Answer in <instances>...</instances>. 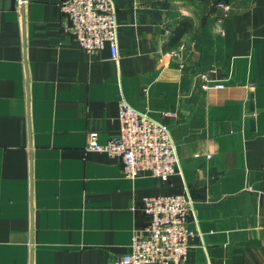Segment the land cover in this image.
Returning a JSON list of instances; mask_svg holds the SVG:
<instances>
[{"label": "crops", "instance_id": "crops-1", "mask_svg": "<svg viewBox=\"0 0 264 264\" xmlns=\"http://www.w3.org/2000/svg\"><path fill=\"white\" fill-rule=\"evenodd\" d=\"M22 1L0 0V264H116L144 199L176 193L186 264H264V0H113L118 59L81 49L64 0ZM209 71L227 86L204 89ZM121 99L169 126L168 181L86 149L120 133Z\"/></svg>", "mask_w": 264, "mask_h": 264}, {"label": "built area", "instance_id": "built-area-1", "mask_svg": "<svg viewBox=\"0 0 264 264\" xmlns=\"http://www.w3.org/2000/svg\"><path fill=\"white\" fill-rule=\"evenodd\" d=\"M22 2L19 0L18 5ZM218 5L231 10L228 3L219 2ZM62 9L68 20L65 29L75 36L81 49L98 53L109 47L111 56L119 58V23L113 0H64ZM202 78L204 89L227 86L224 81L212 77V71L203 73ZM119 119L118 135L101 142L98 133L92 131L88 135L86 149L105 151L117 158L129 177H137L147 171L168 181L179 171V154L168 125L132 106L126 99L120 101ZM143 209L150 217L148 226L134 233L130 251L115 257L113 262L186 264L192 241L198 235L188 226L190 215L195 213L191 194L147 197Z\"/></svg>", "mask_w": 264, "mask_h": 264}, {"label": "trees", "instance_id": "trees-1", "mask_svg": "<svg viewBox=\"0 0 264 264\" xmlns=\"http://www.w3.org/2000/svg\"><path fill=\"white\" fill-rule=\"evenodd\" d=\"M190 29V25L187 23H185L184 26H181L179 28H177L175 30V34L173 35V37L171 38V44H175L178 42V40L181 38V36L187 32Z\"/></svg>", "mask_w": 264, "mask_h": 264}]
</instances>
